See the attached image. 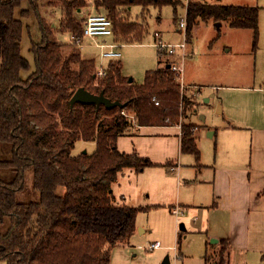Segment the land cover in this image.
<instances>
[{
  "label": "trees",
  "instance_id": "1",
  "mask_svg": "<svg viewBox=\"0 0 264 264\" xmlns=\"http://www.w3.org/2000/svg\"><path fill=\"white\" fill-rule=\"evenodd\" d=\"M43 1L60 11L56 33H69L73 42L82 34L77 13L88 6L84 0H0V262L110 264L111 251L123 246L135 230L137 213L146 209L117 202L112 186L124 170L141 173L154 166L134 152H119L117 139L131 135L136 127L179 126L180 152L198 160L199 126L180 122L184 87L178 82L179 73L167 63L161 65L159 60L158 68L145 72L139 85L127 82L119 61L108 62L104 76L98 77L94 62L82 59L76 45L66 52L67 45L56 39L39 14ZM163 6L175 9L177 3L92 1L94 10H103L111 20L113 40L121 44L138 42L146 33L142 24L129 20L131 8L139 7L143 13ZM258 11L251 6L187 0L185 37L199 21L212 19L251 31L256 46ZM31 14L41 36L31 40L35 68L23 79L21 73L29 69V62L21 55L22 20ZM78 89L102 94L122 108L70 106ZM80 140L94 143L95 150L74 155ZM27 178L36 199L18 202L16 196L24 191ZM219 244L218 251H205L204 264L225 263V247Z\"/></svg>",
  "mask_w": 264,
  "mask_h": 264
},
{
  "label": "rangeland",
  "instance_id": "2",
  "mask_svg": "<svg viewBox=\"0 0 264 264\" xmlns=\"http://www.w3.org/2000/svg\"><path fill=\"white\" fill-rule=\"evenodd\" d=\"M84 1L86 3L90 0ZM203 1L207 4L258 8L259 28L256 46H253L251 31L233 29L227 22L219 23L218 27L212 19L206 22L199 21L187 39L184 29L179 27L180 21L184 20L187 0H176L175 9L163 6L161 9L150 8L141 13L139 7L131 8L129 20L142 24L146 33L138 42L118 43L117 50L121 57L117 60L127 82L132 79L134 84L139 85L143 82L145 72L158 68L159 60L161 65L167 62L168 57L166 53L159 51V44H177L186 40L191 56L183 60H174L179 68L181 62L182 67L184 66L183 82L197 85L182 86L185 103L180 122L199 126L197 147L200 155L196 160L190 154H183L180 164L184 169L183 179L195 182L193 189L198 191L200 204L209 206L220 200L218 194L224 190L225 176L220 171L243 170L244 165L250 164L251 142L248 126L258 122V128L264 129L263 94L260 96L235 88L236 86L264 88V0ZM49 3L51 2L40 3L39 14L55 32L56 39L67 45L66 52L71 51L72 45H76L82 59L92 60L96 70L105 68L111 60L101 58V49L97 45L114 44L113 38H82L77 45L69 33H56L59 28L60 11L56 7H50ZM21 7L26 9L27 3H21ZM87 11L89 10L85 7L77 13L82 25L86 19L84 16L89 14ZM92 11L93 14H97L94 9ZM98 13L105 12L100 10ZM15 15L18 18L19 11H16ZM22 27L21 55L29 62V69L21 73L24 79L35 68L31 40H39L41 34L33 14L22 20ZM155 33L158 37H155ZM178 82L180 83L179 80ZM200 89L201 94L197 96ZM200 126L215 132V136H208L204 129L200 131ZM94 150V143L80 140L75 143L72 153L91 154ZM232 150H235L238 156L235 160L228 155ZM176 179L177 177L171 176L162 168H153L142 174H130L120 181L119 186H115L114 191L127 200L134 197L133 191H136V187L141 186L143 190L151 193L161 186L173 197L176 192ZM24 185V191L16 196L17 201L35 200L36 193L30 191V178L25 180ZM215 190L219 193L215 194ZM209 209H206L207 215L205 212H184L179 209H177L179 212L173 214L169 207H148L138 212L134 232L123 246L111 251L110 264H162L165 257H168L169 264H203L205 242L210 243L212 239H216L213 234L220 232V226L212 227L211 221L217 220L219 223L221 214L213 208ZM181 225L184 231L180 230ZM154 243H159L160 248L149 250V246Z\"/></svg>",
  "mask_w": 264,
  "mask_h": 264
},
{
  "label": "crops",
  "instance_id": "3",
  "mask_svg": "<svg viewBox=\"0 0 264 264\" xmlns=\"http://www.w3.org/2000/svg\"><path fill=\"white\" fill-rule=\"evenodd\" d=\"M92 1L86 2L88 5L86 9L89 10L87 11L89 14L84 16L85 18L93 14ZM188 49L187 57H190L191 52ZM174 59L177 61L184 58L180 59L179 56H176ZM183 72L184 66L182 67L181 62L179 72L181 86L196 87L197 84H185L183 82ZM202 87L204 88V86ZM235 88L250 91L260 96L263 94L264 97L263 86H259V88L255 86H236ZM199 94H201V89L197 92V96ZM248 127H250L248 131L250 132L251 142L250 164L244 165L243 170L228 169L220 171L225 176L224 190L221 194L215 190V194L219 193L220 200L209 206L200 204L198 191L193 189L195 182L183 179L184 169L180 164L183 156L180 152V128L178 126L134 128L131 135L127 134L117 139V150L125 154L134 152L139 157L148 159L154 166L146 168V170L162 168L171 176L177 177L176 192L171 197L161 186L155 188L151 193L139 186L136 187V191H133L134 197L126 200L122 195L120 197L117 193L115 194L114 188L119 186L120 181L125 177L130 174H137L127 169L118 175L117 182L112 186L116 201L130 207H169L173 214H176L177 209H179L184 212H205L207 215L208 211L206 209L213 208L220 212L221 217L219 223L217 220L211 221V225L212 227L214 225L215 228L220 226V232L218 234L214 233L213 237L216 239L211 240H216L217 243L205 242L204 253L206 250L209 252L218 251L221 249L219 243L222 242L223 247H225L224 264H264V129L258 128V122H254L253 125ZM200 128V131L204 129L201 126ZM204 130H206L208 136H215V132H211L209 129ZM228 155L232 160L238 157L235 150H232ZM146 170L144 169L141 174ZM209 232L212 235V232ZM206 233L207 231L204 232V234Z\"/></svg>",
  "mask_w": 264,
  "mask_h": 264
},
{
  "label": "built area",
  "instance_id": "4",
  "mask_svg": "<svg viewBox=\"0 0 264 264\" xmlns=\"http://www.w3.org/2000/svg\"><path fill=\"white\" fill-rule=\"evenodd\" d=\"M185 25V19H182L179 23V27L185 29ZM104 37H114L112 22L106 15L97 13L86 17L82 25L81 37L75 42L79 45L82 38L97 39ZM155 37H158V34H155ZM97 46L101 49V58L111 61L120 58L121 54L117 50L118 44L116 42L114 44H101ZM158 49L159 51H164V53H166V57H168L166 60L168 66L176 73H179L180 68L177 63H175L176 61L174 60V57L179 56L180 59H183L188 56L186 40L178 44H159ZM104 73V68L96 70V75L98 77L104 76ZM159 248V243H154L149 246V250Z\"/></svg>",
  "mask_w": 264,
  "mask_h": 264
},
{
  "label": "water",
  "instance_id": "5",
  "mask_svg": "<svg viewBox=\"0 0 264 264\" xmlns=\"http://www.w3.org/2000/svg\"><path fill=\"white\" fill-rule=\"evenodd\" d=\"M217 26L219 27L220 24L217 23ZM168 67L169 66H167V68ZM131 82H132V79H129L128 83H131ZM69 103H70V106H73L75 104L96 105V106L102 105L105 109H108V110L115 109V108H122V105H120L117 102L109 101L108 99L103 97L102 94L94 95V94L87 92L84 89L76 90L75 93L72 95ZM83 154H85V153H83ZM180 230L184 231V227L182 225L180 226ZM211 243L215 244V243H217V241L213 240V241H211ZM162 264H169L168 257H165Z\"/></svg>",
  "mask_w": 264,
  "mask_h": 264
}]
</instances>
